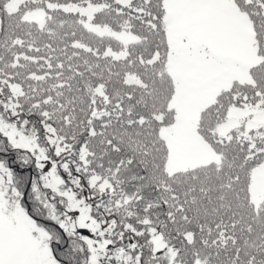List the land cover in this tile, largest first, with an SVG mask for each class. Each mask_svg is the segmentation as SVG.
I'll return each instance as SVG.
<instances>
[{
    "label": "snow or ice",
    "instance_id": "6c2138e0",
    "mask_svg": "<svg viewBox=\"0 0 264 264\" xmlns=\"http://www.w3.org/2000/svg\"><path fill=\"white\" fill-rule=\"evenodd\" d=\"M0 264H264V0H0Z\"/></svg>",
    "mask_w": 264,
    "mask_h": 264
}]
</instances>
